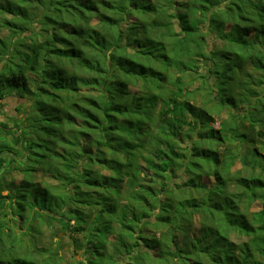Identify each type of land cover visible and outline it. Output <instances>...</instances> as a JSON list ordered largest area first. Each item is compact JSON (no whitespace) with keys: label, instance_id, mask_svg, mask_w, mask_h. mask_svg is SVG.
<instances>
[{"label":"trees","instance_id":"obj_1","mask_svg":"<svg viewBox=\"0 0 264 264\" xmlns=\"http://www.w3.org/2000/svg\"><path fill=\"white\" fill-rule=\"evenodd\" d=\"M12 94L0 264H264V0H0Z\"/></svg>","mask_w":264,"mask_h":264},{"label":"rangeland","instance_id":"obj_2","mask_svg":"<svg viewBox=\"0 0 264 264\" xmlns=\"http://www.w3.org/2000/svg\"><path fill=\"white\" fill-rule=\"evenodd\" d=\"M21 101H23L22 99L18 98L16 95L12 94V96H6L4 103L0 104V120H4L6 122H8L9 124L11 123V120L7 117V116H13V117H19L22 112L23 109L20 107V103ZM17 107H20V110H16ZM224 115V113H223ZM14 122V120H13ZM214 127H218V120H216L213 123ZM239 166V162H237L235 164V167ZM18 177V176H16ZM3 194H5L6 192L3 191ZM257 206H254V208H256ZM45 240L48 241H55L57 239L56 236H52V233H49L48 230L45 232ZM233 239L237 240V237H232ZM65 248V254L67 256H69V247L67 244H65V246H63ZM77 258H80V253H77Z\"/></svg>","mask_w":264,"mask_h":264}]
</instances>
